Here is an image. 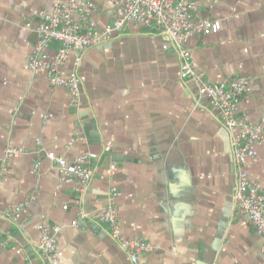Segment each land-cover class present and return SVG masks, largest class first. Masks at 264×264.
I'll list each match as a JSON object with an SVG mask.
<instances>
[{"label":"crops","instance_id":"0c3cea01","mask_svg":"<svg viewBox=\"0 0 264 264\" xmlns=\"http://www.w3.org/2000/svg\"><path fill=\"white\" fill-rule=\"evenodd\" d=\"M91 1L94 21L108 23L115 0ZM195 1L197 17L212 22L208 33L187 42L197 69L213 84L246 77L237 115L258 123L264 0ZM55 2L0 0V171L7 170L0 184V264H42L39 225L61 227V264H132L97 219L112 198L122 231L154 246L144 264H264L263 237L235 209L231 135L198 86L181 79L169 39L131 24L83 52L78 68L69 61L63 72L76 68L82 79L76 106L66 88L28 67L39 14ZM57 47L52 43L50 54ZM10 145L25 153L6 158ZM48 151L69 161L90 156L85 191L60 178ZM245 169L264 187V138L253 143Z\"/></svg>","mask_w":264,"mask_h":264},{"label":"built area","instance_id":"2783aa9c","mask_svg":"<svg viewBox=\"0 0 264 264\" xmlns=\"http://www.w3.org/2000/svg\"><path fill=\"white\" fill-rule=\"evenodd\" d=\"M114 5L112 19L105 25H98L93 19L97 6L91 0H56L50 12L39 14L38 40L29 56V69L34 74L45 73L52 85L66 88L72 104L77 106L82 98V79L76 68L67 74L63 72L69 61L78 68L83 52L111 40L131 24L144 28L153 27L166 36L171 48L178 55L181 79L198 86L199 95L206 96L210 104L218 110L220 121L231 135L235 209L247 215L255 231L263 237L264 254V187L252 181L245 169L253 143L264 138V118L258 123H252L237 115L238 98L248 90L249 80L236 76L213 84L197 69L187 42L197 34L208 33L212 22L197 17L195 0H115ZM52 43L58 44L54 54L49 52ZM24 153V150L10 145L6 150V158ZM45 157L62 180H76L78 189L86 190L93 176L89 166L90 156L87 153L80 154L72 161L53 151L46 152ZM40 164L41 161H37L35 168ZM6 171V168L0 171V184ZM115 195L112 192V196ZM112 200L101 210L97 219L108 225L110 236L125 251L132 264H144L142 257L152 252L154 246L148 241L129 237L122 231L119 210ZM21 207L22 205L16 206L8 213H15ZM38 229L41 232L38 244L41 263L61 264L57 241L61 227L39 225Z\"/></svg>","mask_w":264,"mask_h":264},{"label":"trees","instance_id":"16d2710c","mask_svg":"<svg viewBox=\"0 0 264 264\" xmlns=\"http://www.w3.org/2000/svg\"><path fill=\"white\" fill-rule=\"evenodd\" d=\"M146 29H148V30H152V31H156V30H154V28L153 27H148V28H146Z\"/></svg>","mask_w":264,"mask_h":264}]
</instances>
